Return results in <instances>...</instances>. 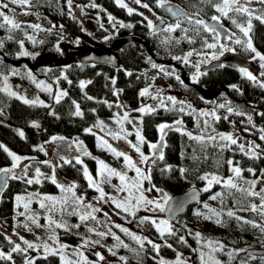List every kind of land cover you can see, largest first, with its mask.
<instances>
[{"label":"trees","instance_id":"16d2710c","mask_svg":"<svg viewBox=\"0 0 264 264\" xmlns=\"http://www.w3.org/2000/svg\"><path fill=\"white\" fill-rule=\"evenodd\" d=\"M172 3L181 5L191 16H195L199 13V17L210 18L212 15H216L215 9L211 6L207 0H170ZM7 3L8 0H3ZM213 3L217 2L212 0ZM95 3L97 7H91V4ZM125 3L134 9L133 13L129 15L126 8H121L116 4L115 0H72L71 10L67 5V0H32V6L30 8H22L16 5L9 4L8 9H0L9 15V9L14 8L16 13V19L21 22L22 26L29 35H34L37 39V43L33 45L26 39L23 32L15 30L11 34L14 36L13 41L5 40V47L0 49V73L9 74L12 69L18 71L17 77L24 83L34 89L45 98L47 106L31 103H24L17 97L9 96L5 92H0V144L9 148L12 151L21 153V155L27 156V160L21 162V168L24 165H28L27 178H32L35 175V169L40 168L43 176L40 177L41 183L28 185L22 179H10L7 187L0 191V249L2 251H10L12 244L8 242V234H11L14 225L13 215L16 210L17 195L28 194L33 192L34 194H52L62 193L50 179L45 177H51L53 174L56 177L57 182L64 179L70 183L77 185L76 189L79 195H86L91 197L95 193V189L88 187L86 178L83 175V169L80 164L76 163V159H70V164H65L63 160L54 161L49 160L46 156L45 150L40 151V147L44 145L46 141L50 140V137L61 136L69 140L71 137H84L87 141L89 148H95L97 136L91 133L85 132V129L93 127L97 124V121H101V117H112L118 111H122L125 108L131 110V114H135V117L139 118L141 126V134L144 137L145 143L143 149L146 150L149 143H158L160 138V132L158 131V125L169 124L175 127V121L182 119V127L187 131L193 133V135L202 134L204 129V121L207 119L211 127L207 129L203 134L207 135L212 132L214 127L217 130L233 133L239 137L238 143L245 144L247 148L250 142L260 145L258 151H262L261 158L249 159L247 156L240 153L236 145H232L231 149H220L218 142L216 144L206 143L201 145L194 140H190L187 135L175 130L165 129L166 135L163 143L166 145L162 151L164 154L163 160H157L154 165H151V185H155L156 188L163 190L170 196L183 192L191 187H204L206 181L201 180L199 177L204 174H215L219 177L227 179L232 175L227 160L231 159L234 162L238 161L239 166L244 169L242 175L243 179H238L237 183L243 188H248L249 185L244 181L254 180L261 177V171L264 170V141L260 140V129H264V89L255 86L251 81L243 78L238 70L231 67L215 68L204 72L200 76L199 81L193 84L182 85L175 79L176 75L181 76V72H191L192 69L187 68V64L181 61L172 59L173 56L186 55L192 51L193 55L197 53L203 54V52H209L212 49H206L203 47L204 39L207 38L208 42H213L212 37L208 33H204L201 30L199 36L194 31V25H190L187 20H184L181 24V28L176 29L175 32L167 33L161 31H155L150 29L147 24L148 21L144 17L152 20L151 17L159 13L162 14L161 8L156 6V0H141L142 4H148L149 8H143L141 5L135 4L134 0H125ZM25 11L30 12L29 15H24ZM142 13L143 15H141ZM107 14L111 15L115 19H119L124 24H131V28H121L119 24L116 26V35L126 34H141L146 40L152 50V55L147 53L141 44H129L124 48H120L116 51V58L119 64L117 66H111L94 63V62H82L81 60H72L62 62L66 59L71 52L79 49L96 48L98 46L105 47L108 44L110 31L102 23L101 19H106ZM231 15V14H230ZM26 16V17H24ZM196 18V17H195ZM238 22L243 23L244 17H236ZM230 23L231 20L227 19ZM2 22V21H0ZM28 24H40L43 29L53 28L52 32L39 31L34 32L32 28L26 27ZM232 24V23H231ZM254 26L251 34L254 36V40L257 45L264 50V24H260L258 21L254 22ZM103 25V27L101 26ZM233 25V24H232ZM62 26V27H61ZM166 27V26H165ZM188 28L187 33L181 29ZM155 32V35L153 34ZM9 33L5 29H0V39L7 37ZM186 37H191L193 43H189ZM167 44L162 41L169 39ZM24 40L25 50L31 54H38L37 56H48L56 59V65L53 67H40L32 68L27 67L25 62L31 64L35 59L32 55L29 56H17L20 51L18 43L15 41ZM43 41V43H39ZM179 41V43H177ZM57 45L59 50H57ZM238 51L241 53L249 52L244 51L240 45H236ZM158 65L164 66L168 71L173 72L172 76H165L158 69L151 68L148 63V59ZM14 59L21 60L18 66L11 65V61ZM177 66H183L181 69ZM31 72L35 76L36 81L38 79H46L52 84L54 89L58 88L60 91H66L67 96H64L59 103H56L53 99L54 93L49 94L38 88L36 83L27 77V72ZM131 72L132 75H127ZM64 77H67L65 79ZM115 80V84L112 81ZM71 81V83H69ZM81 81H91L86 83V86L81 89ZM3 81L0 79V87H2ZM231 85H237L240 91H236L231 88ZM149 88L151 95L141 97L139 93ZM215 88L222 89V94L227 101H231V106L243 111L247 115L252 116V123L247 121V115L237 116L235 114H228L225 109L216 108L218 104L214 100L203 98L199 91L200 89H207V92H215ZM163 91H175L178 96H174L177 101H185V112L181 113L177 110H165L158 104V100L152 99L157 103L155 106L157 110L152 113H140L137 111L140 106H145L149 101V97L159 94L161 97H168L161 95ZM242 93V94H241ZM92 97L93 99H88ZM189 100V101H188ZM75 101V104L73 103ZM106 102V103H105ZM187 102H192L191 108H188ZM222 101L221 103H224ZM169 109L173 106L170 102L165 100ZM78 104L83 116H76L75 105ZM111 105V107H109ZM120 105V107H117ZM181 105L178 103L175 108L178 109ZM208 111L215 109L217 115L221 116V120L216 122L212 117H202L198 113L200 111ZM195 110V111H193ZM192 113V114H188ZM228 115V119L223 117ZM142 120V123H141ZM197 120L200 121V126L197 127ZM33 124L38 125L34 127ZM255 125L253 127L252 125ZM245 128L248 131H245ZM23 132L24 136L21 137L19 132ZM59 148V147H58ZM43 161H49L48 164ZM92 162L91 160H89ZM12 163L11 157L7 155L3 149H0V164L1 166L9 165ZM24 163V164H23ZM170 165L172 170L170 172H161V169ZM147 172L149 171V165H147ZM55 167L56 172L52 168ZM21 168L18 169L17 175H22ZM180 168H184L187 171L181 175ZM252 168L255 170V176L252 173L246 171V169ZM17 170V169H16ZM261 187H264V183L258 184L256 190L259 191ZM231 192V195L228 192ZM224 192V201L221 202L219 198L220 207H216L218 212H221V219L224 221L221 240L226 245L223 253L217 252V257L222 264H241V261H246L247 264H262L260 257L264 255H256V259L249 257V250L253 247L247 248L248 251H240L238 255H235L234 259L229 261V257L226 255L228 251L246 249L245 238L263 239L259 229L253 228L249 224L243 223V221H237L235 218H229L226 213L232 209H246L250 204H260V200L257 197H249L246 193H241L235 189L225 190L220 184H213L208 192H203L202 199L199 203L191 206L185 213L180 214L171 223L173 224V230L176 232L175 236L165 235L161 238L156 229L149 223L143 225L139 224V218L136 221L137 226L143 230V232L150 237L154 242H161L160 249L165 255H176L177 252H183L188 254L192 260L191 264H200L197 258L196 252L193 249H197V242L195 241L196 223L201 222L204 219L202 216H197L195 213L200 211L207 214L208 209L204 208L205 199L212 196L214 193ZM162 193V192H161ZM213 205L212 203L209 204ZM214 206V205H213ZM213 206L211 208H213ZM76 205L73 202L72 197H68V203L65 206L66 210L58 215L57 221L66 224L71 230L65 231L63 228H56L58 237L66 239L68 242H76V240L82 237L88 236L95 238L103 245H111L113 242L111 235L101 237L96 233L89 232V228H93L97 221L89 218L86 222L78 223L77 215H69ZM80 209V208H79ZM215 209V208H214ZM84 211V210H83ZM86 211V210H85ZM257 214V213H256ZM257 223H261V217L257 214L254 218ZM80 224L79 228H74L72 225ZM185 225L187 227H185ZM191 230V234H189ZM183 236L187 243H181L179 237ZM171 245V248L166 245ZM134 249V251H130ZM120 251L128 260L136 262L137 264H156L152 259L151 253L153 251L147 249V247L140 248L133 240L129 244V248L119 247L116 248ZM137 253L139 255H137ZM15 260L4 261L0 260V264H15L23 263V256L20 253H13ZM35 264H61L60 257L48 255L47 259L44 256L36 257Z\"/></svg>","mask_w":264,"mask_h":264},{"label":"snow or ice","instance_id":"6c2138e0","mask_svg":"<svg viewBox=\"0 0 264 264\" xmlns=\"http://www.w3.org/2000/svg\"><path fill=\"white\" fill-rule=\"evenodd\" d=\"M116 4L119 5L121 8H126L129 15H131L134 11L133 8L129 7L126 3L125 0H115ZM203 2V0H202ZM208 3L211 4V6L215 9V12L218 13V15H212L210 17V21L208 22L204 20L203 18H195L199 17V13H196L195 16H189L186 14L182 9L176 8L173 9V7L170 4V0H156V6L160 8L166 9L168 13L171 14L172 17L175 18V23H170L161 31L167 32V33H172L175 32L176 29L181 28V24L184 20H187V22L190 25H194V31L197 36L201 34V30L204 33H208L211 35L213 42H208L207 38L204 39V44L203 47L206 49H217L219 46V55H223L224 51H235L234 48L229 47L226 44L220 43L221 38L226 39L227 41H230L232 44L235 45H240L244 51L253 53L254 55L252 56L253 60H258L260 64V68L264 69V54L260 53L257 51V49L254 47L252 38L250 33L252 32L253 29V20H258L261 24H264V0H217V2L213 3L212 0H207ZM135 4L141 5L143 8H149L148 4H142L141 0H134ZM253 3H258L262 7L260 9H255L251 7ZM9 4L11 5H16L22 8H30L32 6V0H8L7 3L3 2V0H0V9H8ZM67 5L69 9L71 10L72 7V0H67ZM91 7H97L95 3L91 4ZM151 11V9L149 8ZM9 11H12V15L6 14L4 11H0V29H5L9 35L3 39H0V49H3L5 47V40L7 41H13L15 38L11 34L15 30H20L23 32L24 36L28 41H30L33 45H35L38 41L34 35H29L27 31L25 30V27L22 26L21 22H19L17 19H15V13L12 9H9ZM24 15H29L31 14L28 11H25L23 13ZM143 15L142 13H140ZM231 14V15H230ZM236 17H244V22H238ZM109 21L112 22L115 20L114 17L109 15L108 17ZM145 20L148 21L147 26L150 29H153L155 26L153 24V21L148 19V17H144ZM223 19H229L231 20V23L239 30L240 33H242L243 39L240 36H237L235 32H231L229 30H226L223 25ZM119 24V27L124 28H131L133 25L131 24H124L123 22H117ZM161 23H163V20L161 18ZM103 27V25H101ZM115 27V24L113 25ZM26 27L32 28L34 32H39V31H47L49 33L52 32L53 28H55V25L52 26V28L49 29H43L40 24H28ZM62 27V26H61ZM183 32L187 33L189 31L188 28H183L181 29ZM155 35V32H153ZM188 39L189 43H193V39L191 37H186ZM169 39H166L162 41V43L167 44L169 42ZM18 43L20 47V51L17 53V56H29L32 55L33 58H35V55L38 54H31L27 50H25V41L24 40H18L15 41ZM39 43H43V41H39ZM179 43V41H177ZM57 50H59L58 45H57ZM193 55V52L190 51L183 57L181 56H173L172 59L182 61L184 64L190 63V57ZM199 55V53H197ZM212 59H218L219 56L217 55L216 52L212 53L211 56ZM204 61H200L199 63L195 64L194 67L196 69V72L192 76V81L198 82L200 75H203L204 73L200 72V63H203ZM0 63H2V59H0ZM148 63L151 65V68L153 69H158L161 73H163L165 76H172L174 75L173 72L168 71L164 66L158 65L155 62L151 60V57L148 59ZM221 67L223 65H220ZM239 72L241 76L248 81H251L255 86L264 89V71L259 73V76L254 75L251 71H249L245 67H240ZM18 71L16 69L11 70V75H18ZM127 75L131 76L132 73L128 72ZM27 77L31 79L34 83H36V86L38 88H41L42 90L49 92V94H52V88L51 85L46 84L44 81H36L35 76L32 75V73L29 71L27 72ZM67 79V77H64ZM0 79L3 81V87H0V92H5L9 96L12 97H17L19 99H22L24 103H41L43 104L42 101H29L28 99L24 97H18L17 93L12 91L10 86L8 85V75H4L3 73H0ZM175 79L179 81L182 85L184 82L180 79L179 75L175 76ZM71 83V81H69ZM86 83H91V81L85 82L81 81L80 82V88L83 89L86 86ZM113 84H115V80L112 81ZM231 88H233L236 91H240V89L237 87V85H231ZM242 94V93H241ZM139 95L141 97L144 96H149L151 95L149 88L143 89ZM67 96L66 91H59L55 95H53V99L55 100L56 103H59L60 100L64 97ZM88 99H93L92 97H87ZM152 99L158 100V104L160 107L165 108V110H177L181 113L185 112V101H177L175 97L168 96V97H161L159 94L155 96H151ZM165 100L171 103L173 106L171 109L168 108V106L165 103ZM75 104V101H73ZM106 103V102H105ZM180 104L181 106L176 109L175 105ZM47 106V105H44ZM111 107V105H109ZM117 107H120V105H117ZM188 108H191V105H187ZM75 115L76 116H83V113L80 110V107L78 104L75 105ZM216 108L219 109H225L228 114H235L237 116H245L247 115L243 111H240L234 107L231 106V101L225 100L224 103H219L216 105ZM157 110L156 106H142L137 111L140 113H152ZM195 111V110H193ZM192 114V113H188ZM199 116L202 117H212L216 122H219L221 120V116L217 115L216 110H210V111H200L198 113ZM260 115H264V113H261ZM223 119L227 120L228 115H225ZM247 121L249 124L252 123V116L247 115ZM114 122L120 126V131L119 132H109L108 134L113 137V139H127V135H131L132 133L128 132L127 129L123 127L125 122L128 123H133L129 119V114L125 112L123 116H120L119 114H116L114 116ZM142 123V120H141ZM183 121L182 119H178L175 121V127L173 125L169 124H160L158 125V131L160 132V138L158 143H149V148L152 150L151 155H145L144 152L142 151L141 146L145 143L144 137L141 134V130L139 128L136 129L135 135H136V140L137 143L133 144L131 141H127V143L135 150V152L139 155L138 160H133V158L128 155L124 151L117 150L114 148L107 140H105L103 137H97L99 143L98 147H101L102 149L110 152L114 157L117 159L123 158L124 162V168L127 170H131L135 172V177L129 178L127 175V171L121 172L118 171L115 168L110 167L109 165L105 164L104 161L98 160L97 163L100 165V168L98 170L97 175L100 177V180L97 181L96 179L93 178V176L89 173L87 167L85 166L83 169V175L86 178L88 182V187L94 188L98 193L99 196L95 199H98L99 201H105V197L107 196V199L112 201L116 208L122 210L124 213L130 215L133 217V219H136V213L141 210L142 208L146 211H152L153 213L155 212H169L170 218L174 217L176 211H180L183 208V202H181L179 205H177L175 208L172 206L171 202L173 198L166 192H163L161 189L155 188V185H152L148 189H143V181L147 180L151 182V165H154L157 160H163L164 159V154H163V147L166 145L163 143L164 137L166 135L165 129L168 130H175L178 132H181L182 134H185L188 136L190 140H194L197 143L204 145L206 143H213L216 144L218 142V146L220 149H231L232 145H236L243 155L247 156L249 159H259L261 158L262 151H258L260 149L259 144H255L254 142H250L247 146L245 147V144L243 143H238L239 137L234 135L233 133H222V132H216L215 128H212V132L208 133L207 135L203 134V132H206L211 125L209 124L208 120L206 119L204 121V129L202 130V134L200 135H193L192 132L187 131L182 127ZM34 127H38V125L33 124ZM135 127V125H133ZM200 126V121L197 120V127ZM255 127V125H252ZM93 127H99L101 131L104 130L106 125H104L103 121H97L96 125H93ZM245 131H248L247 128H245ZM85 132L91 133L95 135L92 131V127L85 129ZM261 135H260V140L264 141V129H260ZM121 133H124V135H121ZM19 135L21 137L24 136V133L21 131L19 132ZM65 138L64 137H52L53 141L60 140L63 141ZM73 143L77 144V147L80 148L82 147V142L79 141H73ZM68 147L71 149L72 144H68ZM0 149H3L4 152L7 153L9 157H11V167L8 168H0V174L3 176L2 183L4 187H7V182L9 179H22L24 182L28 185H32L33 183L40 184L41 179L40 177L43 176V173H41V170L39 167L35 169V175L32 178H27V169L28 165H24L23 168H21V162L24 159H27L25 157H21L19 155H16L15 153L11 152L7 147L4 145L0 144ZM40 151H43V147H40ZM84 155H91L90 153L87 152V150L83 151ZM61 160L65 164H70L71 160L70 159H65L63 156L60 157ZM76 163L81 164L82 161L80 160L79 157H76ZM95 159V158H94ZM43 163L48 164L49 161H43ZM226 163L229 165L230 172L232 173L231 176H229L227 179H224L222 177H219L215 174H204L200 176L199 178L203 181H206V186L202 189L203 192H208L213 184H220L225 190H231L235 189L238 192L241 193H246L247 196L249 197H257L260 200V204L257 205L255 203L250 204L248 210L257 213L261 217V223H257L255 220L251 219H244L240 216H237L236 213L233 210H228L226 215L229 218H235L237 221H243L245 224L251 225L253 228L259 229V231L264 234V187H261L259 191L256 190V186L258 184L264 183V170L261 171V177L258 179H254L251 181L245 180L244 182L249 185L248 188H243L240 186V184L237 183L238 179H243V171L239 166V162L236 161L234 162L233 160L229 159L226 161ZM141 165H149V171L145 172L144 169L141 167ZM17 168H21L22 175H17V173L14 171ZM172 170V167L170 165L165 166L164 168L161 169V172H170ZM187 170L184 168H180L179 172L183 176V174ZM249 173H252L255 176V170L252 168L246 169ZM113 177H117L120 181L119 185H113V187L118 191V192H126L127 195L122 199L118 200L110 195H108L104 189L101 187L102 183H111V179ZM51 180L53 184L56 185L57 188L61 190L62 193H70L71 197L73 199V202L77 207L73 208L72 212L69 213V215H77L79 217V220L81 223L86 222L89 218L95 220L96 216L94 213L101 211L100 208L93 206L91 203H85V198L83 196H77L75 189L77 187L76 184H71L68 186H65L63 184H60L57 182L55 175L53 174L51 177H45ZM155 189L158 192H162V196L160 199H149L145 195V191H152ZM2 191V190H0ZM229 195H231V192H228ZM33 196L38 197L36 199V202L39 203V206L41 209L46 210V215L44 216V219L46 221L45 225L39 224V215L35 213L30 212V205L33 203ZM224 192H217L214 193L212 196L209 197L211 200H216L218 198L221 199V202L223 203L224 201ZM198 193H193L190 197L191 200H197ZM17 208H19L22 204L24 211L18 212V216H24L25 221L23 223V227L27 231H32V228L30 227L28 222H31L32 225H35L36 227L40 228H46L50 229L51 233L48 236V240L52 241V244L50 245L48 241H42L41 243L37 244L35 242L28 241L24 239V237H20V240L23 241V245L26 247H22L20 243H15L11 240V238H8V242L12 244V248L9 252H4L0 250V260L4 261H12L13 260V253H20V254H25L28 252V250H39L42 249L43 252L45 253L44 258L47 259L48 255L52 256H57L59 255L61 264H92V262L88 261L87 258L83 255V252L75 251L74 254L78 255L80 257L79 260L77 261H72L70 259H66V257L63 254V250L66 249L68 246L61 244L59 241L58 234H56L55 229L52 228L53 225H55V228H63L65 231H70L71 229L64 223L57 222L52 218L51 213L54 211H59L63 213L66 208L65 206L68 203V198L61 197L57 198L55 196H40L38 193L37 194H29L27 196H22V195H17L15 197ZM50 202V203H46ZM57 204H60L61 207L57 209ZM85 208V209H90L91 211H85L81 213L79 211V208ZM204 208L208 209L207 214L202 213L200 211H197L195 215L197 216H202L205 220H211L217 225L223 226L224 221L221 219V212H218L214 208H210L207 203L204 204ZM107 215V213H105ZM145 223H149L152 226L155 227L156 231L160 234L161 238H163L166 234L170 236H175L176 232L173 230V225L170 223V219H164V220H159L149 217V216H144L139 218V224L143 225ZM81 225L80 224H75L72 225L74 228H79ZM115 227L119 228L121 232L125 233L131 240H133L136 244L140 246L141 249H143L145 242L150 244L152 249L159 254V249L160 245L153 243L151 240H148L147 237H142L141 235H137L136 233L131 232L128 228H125L119 224H116ZM185 227H187L185 225ZM89 232L95 231L93 228L88 229ZM189 234H191V230H189ZM18 235V234H17ZM97 235L101 237H105L107 235H111L113 239L116 241V244L114 245L115 248L119 247H124V248H129V245L124 243L123 240H121L120 236L116 235L111 231L109 228L107 232H97ZM195 238L198 243L201 244L200 249H193L194 252H198L199 259H200V264H222V262L217 259L215 256V253L221 252L223 253L225 251V245L219 241H214L212 239H207L205 240L200 232H196ZM40 237H37V240H39ZM179 241L181 243H187L185 238L183 236L179 237ZM89 243H99V241H89L85 240L83 246H87ZM53 245H56L55 247ZM167 247L171 248V245H166ZM207 248L208 251L205 252L203 249ZM109 251L112 252V255H116L115 251H112V249H109ZM130 251H134V249H130ZM240 251H248L247 249H239V250H232L228 251L226 255L229 257V261L234 259L235 255H238ZM249 257L251 259H256V255L253 252H249ZM137 255H139L137 253ZM97 256L99 260H103L104 257L97 253ZM262 264H264V257H260ZM121 261H124L125 264H127V258L121 256L120 257ZM25 264H35V260L32 258H25ZM158 264H188L187 260L182 258V253H177L176 260L175 261H165L163 258H161L158 261ZM241 264H247L246 261H241Z\"/></svg>","mask_w":264,"mask_h":264},{"label":"rangeland","instance_id":"374dc122","mask_svg":"<svg viewBox=\"0 0 264 264\" xmlns=\"http://www.w3.org/2000/svg\"><path fill=\"white\" fill-rule=\"evenodd\" d=\"M217 1V0H216ZM251 7H262L260 4L258 3H253L251 5ZM12 10L15 13V9L12 8ZM13 12L10 11L9 15H12ZM218 15V13L216 14ZM16 13H15V19L16 17ZM26 17V16H24ZM109 14H107V18L106 19H101V21H103V25L108 28V30L110 31V36L113 37L116 35L117 31H116V26L118 25L117 22H120V20L117 18L114 21L110 22L109 19ZM164 18V15L159 13L158 14V18L155 17H151L153 23L155 22V20H158L159 18ZM115 24V27L113 26ZM230 24V23H229ZM227 25V24H226ZM228 26V25H227ZM165 27V25H164ZM229 31L231 32H235L237 36H240L243 39L242 33L239 32V30L234 27V25L231 24V27L228 26ZM220 43L226 44L228 46H231L232 48H234V44H232L230 41H227L224 38H221ZM218 49V48H217ZM217 51V50H216ZM86 49H79L77 48L76 51L71 52V55H68L66 59H63L62 62H65L68 60L72 61V60H77L83 56L86 55ZM215 52V49H212L211 51L207 52L209 55H205L202 57L201 60L191 57L190 59L195 60L196 64L197 62L199 63L200 61H204L203 63H200V65H203L204 63H208L209 61L213 60L211 58L212 53ZM218 56L219 55V52ZM260 53L264 54V50L260 51ZM198 60V61H197ZM182 62V61H181ZM25 64L27 65V67H29L30 69L32 68H40V67H53L56 65V59L55 58H51V57H44V56H37L35 57V59L31 62V64L27 63V61L25 62ZM253 66L254 68L249 70L248 67L247 68L249 71H251L254 75L259 71L260 72V64L258 60H253ZM5 75H8L9 79H8V85L10 86L11 90L17 93L18 97H24L26 99H28L29 101H42L43 104L38 103L39 105H46L47 101L45 100L44 97H42L39 92L30 87L28 85V83H24L20 80L19 77H17V75H11V73L7 74L5 73ZM180 78H182V74L180 76ZM37 81H44L46 84L51 85L52 88V92L54 93V95L60 91V89H54V87L52 86V84L49 82V80H46L44 78L42 79H38ZM4 85L2 84V87ZM216 91V90H215ZM215 93V92H213ZM210 94V93H209ZM212 94V93H211ZM161 95H165V96H178L179 94H177L175 91H168L165 93V91H163V93ZM225 97L223 95H221L219 98L216 97V99L214 98L215 101L219 103H221L222 101H225L224 99ZM21 101H23L22 99H20ZM149 101L147 102V104L145 106H155L157 103H155L154 101H151L152 98L149 97L148 99ZM189 101V100H188ZM24 102V101H23ZM188 104L192 103V102H187ZM37 104V103H35ZM191 105V104H190ZM144 106V105H143ZM142 107V106H140ZM139 107V108H140ZM204 109L206 111H208L207 107ZM131 110H128V108L123 109L122 111H118L116 114H119L120 116H123V114L125 112H127L129 114V119L133 122V123H128L125 122L123 127L125 129H127L128 132L132 133L131 135H127V139H113V137L111 135H109V132H119L120 131V126L117 125L114 122V115L112 117H108V118H103L101 117V121L104 122V125H106V127L104 128L103 131H101V129L99 127H92V131L93 133H95V135L97 137H103L105 140H107L114 148H116L117 150L120 151H124L126 152L128 155H130L133 160H138L139 159V155L135 152V150L127 143V141H131L133 144L137 143L136 140V129L139 128L141 130V124H140V120L139 118L135 117V114H131L130 113ZM115 114V115H116ZM0 118H2V115L0 114ZM135 125V127L133 126ZM217 132H222V133H229L228 132H223V131H219L217 130ZM121 135H124V133H121ZM53 137H59V136H53ZM61 137V136H60ZM73 141H79L82 142V147L78 148L76 143H73ZM87 141L84 140V137H71L69 140H66V142L64 141H60V140H56L53 141L52 137H50L49 141H46L43 145V149L45 150L46 156L49 160H53V164L54 161H59L61 160L60 157L63 156L65 159L66 158H76L79 157L80 160L82 161V163L80 164L82 169H84V167L86 166L89 173L93 176L94 179H96L97 181L100 180V177L97 175L98 170L100 168V165L97 163L98 160H102L104 161L105 164L109 165L112 168L117 169L118 171L124 172L127 171V175L129 178L135 177V172L131 171V170H127L124 168V162H123V158H119L117 159L116 157H114L110 152L102 149L101 147H98V139H96V145L95 148H89L87 143ZM72 144V148L70 149L68 147V144ZM59 147V148H58ZM144 145L141 146L142 151L144 152L145 155H151L152 150L149 148V146L147 147L146 150L143 149ZM9 149V148H8ZM10 150V149H9ZM87 150L88 153H90L91 155H84L83 151ZM11 152L15 153L16 155H19L21 157H25L27 158V156L21 155V153H17L15 151L10 150ZM95 158V159H94ZM28 159V158H27ZM27 159H24L22 161H25ZM89 160H91L92 162H90ZM76 161V160H75ZM12 163H9V165H4L1 166L0 164V168H8L11 167ZM24 164V163H23ZM141 167L144 169L145 172H147V165H141ZM17 170L15 169L14 171L17 173ZM52 170H54V173L56 172L55 167L52 168ZM60 184H63L65 186L71 185L72 183H70L69 181H65L64 179L59 180ZM88 183V182H87ZM120 181L117 177H113L111 179V183H102L101 187L104 189V191L118 199V200H122L127 193L126 192H118L113 185H119ZM152 185L147 181H143V189H148L150 188ZM201 190L205 187H201ZM156 188V187H155ZM94 189V188H92ZM158 189V188H157ZM75 192H77V190H75ZM29 194H34L33 192L28 193V194H23L21 193L22 196H27ZM66 195H61L60 193H52V194H39L40 196H44V195H48V196H55L57 198H61V197H71L70 193H65ZM77 196H83L85 198V203H91L93 206L98 207L101 209V211L94 213V215L96 216L95 221H97V224L93 227V229H95V231H93V233L96 232H107L108 229L110 228L111 231L113 233H115L116 235L120 236L121 240L124 241V243L126 244H130L131 243V239L123 232L120 231L119 228L115 227L116 224H119L125 228H128L131 232L136 233L137 235H141L142 237H147L148 240H151L153 243L156 244H161V242L157 241L154 242L152 239H150V237H148L142 229H140L139 226H137L136 221L138 220V218L140 217H144V216H149V217H153L155 219H157V221L159 220H164L166 219L164 217V212H155L153 213L152 211H146L143 208L141 210H139L136 213V219H133L132 216L124 213L122 210L116 208L115 204L107 199V196L105 197V201H99L98 199H95L99 196V193L97 191H95L94 195L91 197H87L85 194L84 195H79L78 193H76ZM145 195L149 198V199H160V197L162 196L161 192L156 191L155 189H153L152 191L148 192L145 191ZM36 199H38V197L33 196V203L30 205V212L31 213H35L38 214L40 219H39V224L41 225H45L46 221L44 219V216L46 215V210L45 209H41L39 206V203L36 202ZM205 203H207L208 205L210 203H212L213 205H210L209 207L211 208L213 206V208L216 209V207H220L221 204L219 203V198L216 200H211L208 198L205 199ZM46 203H50V202H46ZM75 204V203H74ZM57 209H59L61 207L60 204H57ZM77 207V205H76ZM84 210V211H83ZM86 211H91L90 209H85V208H80L79 211L81 213ZM237 216H240L244 219H251V220H255L254 218L257 217L256 213H253L251 211L248 210V208L244 209H234V207H232V209ZM24 211L23 206L21 204V206L19 208H17L16 205V210H15V215H13V220H14V225L11 231V234L9 233L8 236L9 238H11V240L15 243H20L22 247H26L25 245H23V241L20 240V237H24V239L31 241V242H35L37 244L41 243L42 241H48V243L51 245L52 241L48 240V236L51 233L50 229H46V228H40V227H36L35 225H32L31 222H28L30 227L32 228V231H27L24 227H23V223L25 221V217L24 216H18L17 213L18 212H22ZM105 213H107V215H105ZM60 214L59 211H54L53 213H51L52 218L54 220L57 219L58 215ZM57 221V220H56ZM58 222V221H57ZM76 222H80L79 217L77 216V221ZM171 223V222H170ZM172 225L174 223H171ZM196 225L198 226L196 228V232H200L202 237L207 240V239H212L214 241H219L221 243L224 244V242L221 240L222 238V230H221V226L217 225L216 223H214L211 220H205L202 219L201 222L196 223ZM154 227V226H153ZM53 229H55L56 232V228L55 225L52 226ZM155 228V227H154ZM18 234V235H17ZM56 234H58L56 232ZM195 234V233H194ZM37 237H40L39 240H37ZM111 239L113 240L112 243H110L111 245H103L99 243H89L87 246H83L84 245V241L87 239L89 241H96L95 238H92L90 236H88V234L86 236H84V238L82 237L79 240H76V242H68L66 239H61L59 238V241L61 244L67 245L68 247L66 249L63 250V254L66 257V259H70L72 261H77L80 259V257L75 253V251H79V252H83V255L87 258L88 261L92 262V264H125L124 261L120 260V257L123 256L125 257L122 253H120V251H117L116 248L114 247V245L116 244V241L113 239L112 236ZM195 241L197 242V240L195 239ZM245 242H246V246H244V248H250V247H257V248H264V240L263 239H257L256 237L254 238H245ZM225 245V244H224ZM54 247L56 245H53ZM145 247H147V249H151L153 251V253H151V257L153 260H155L156 264H158V261L163 258L165 261H175L176 260V255H165L162 253L161 249H159V254H157V252H155L151 245L146 243L144 244ZM226 246V245H225ZM201 248V244L197 242V249ZM109 249H112V251L116 252V255H112V252L109 251ZM2 250V249H0ZM205 252L208 251L207 248L203 249ZM4 251V250H3ZM4 252H9V251H4ZM97 253H99L100 255H102L104 257L103 260H99ZM177 253H182V258L186 259L188 264H191V260L192 258L188 255V254H184L182 251L181 252H177ZM197 254V258L199 259V255L198 252H196ZM217 253H215V256ZM23 258V263H19V264H25V258H32L35 260L36 257H40V256H45V253L43 252L42 249L39 250H28L27 253L22 254ZM59 256V255H58ZM13 259L15 260V256H13ZM217 259H219L217 257ZM61 261V260H60ZM200 263V259L198 260ZM12 264H15V262H13ZM127 264H137L136 262H132L130 260L127 259ZM141 264V263H140Z\"/></svg>","mask_w":264,"mask_h":264},{"label":"water","instance_id":"95a60500","mask_svg":"<svg viewBox=\"0 0 264 264\" xmlns=\"http://www.w3.org/2000/svg\"><path fill=\"white\" fill-rule=\"evenodd\" d=\"M171 6L173 7V9L179 8L182 9L186 14H188L189 16H191V14H189L185 9H183V7L180 5H177L175 3H172L170 1ZM160 8V7H159ZM161 12L163 13V15L165 16V18H162L163 23H161V17L158 20H155L154 24V30L155 31H160V29L164 28V25L167 24V22L175 21V18L171 16L170 13H168L166 11V9L161 8L160 9ZM169 20H168V19ZM198 18V17H196ZM211 22V21H208ZM149 41L146 40L144 37L141 36V34L137 35V34H126V35H118L113 37L111 40L109 39L108 44L105 47H96V48H89L87 47V54L83 55L80 60L82 62H94V63H101V64H105V65H111V66H117L119 64V62L117 61L116 58V51H118L120 48H124L126 46H128L129 44H141L142 47L147 50L150 55H152V50L151 47L148 43ZM1 53V51H0ZM21 60H17L14 59L13 61H11V65L13 66H18L20 64ZM227 63V64H232V65H237V67H249V61L246 58V56L241 55L240 53H238L237 51L231 52H224L223 55H221V58L216 60L214 59L213 61H211L210 63H208L207 65L205 64L203 69L209 70V69H213L214 66H219L221 63ZM187 74L185 73V71H183L182 73V79H186ZM220 90L222 89H217L215 91V93H210L207 92V89H200L199 93L200 95L205 99H211L213 97H215L217 92H220ZM3 180V176L2 174H0V190H4L5 187L2 183ZM10 180V179H9ZM8 180V181H9ZM8 185V182H7ZM1 191V192H2ZM193 193H198V197L197 200H191L190 197ZM203 195V191L201 190L200 187H189L187 190L183 191V192H178L177 194L172 195L171 197L173 198L171 204L172 206L175 208L177 205H179L181 202H183V208L180 211H176L174 217L170 218V214L169 212L165 211L164 212V217L166 219H170V221L172 222L174 219L177 218V216H179L180 214L182 215L183 213H185L187 211L188 208H190L191 206L196 205L197 203L200 202V200L202 199ZM250 252H253L256 255H264V248H257L254 247L252 249L249 250Z\"/></svg>","mask_w":264,"mask_h":264},{"label":"flooded vegetation","instance_id":"af4514ba","mask_svg":"<svg viewBox=\"0 0 264 264\" xmlns=\"http://www.w3.org/2000/svg\"><path fill=\"white\" fill-rule=\"evenodd\" d=\"M253 8H255V9H260V7H253ZM163 14V13H162ZM215 15V14H214ZM153 17H155V18H158V16L157 15H154ZM163 18V17H162ZM164 18H165V16H164ZM201 18H203L204 20H206V21H210V18H204V17H201ZM168 19V18H167ZM169 20V19H168ZM255 21H258V20H253L252 21V23H253V26L255 25L254 24V22ZM259 22V21H258ZM170 23H175V21H170V22H167V24L165 25V26H167L168 24H170ZM230 22L227 20V19H223V25H224V28L226 29V30H229L228 29V26H230L231 27V23L229 24ZM260 23V22H259ZM228 26H227V25ZM261 24V23H260ZM235 27V26H234ZM250 35H251V38H252V42H253V45H254V47L257 49V51H262V49L260 48V46L259 45H257V43L255 42V40H254V36L250 33ZM234 49H235V51H237L238 53H240L241 55H243V56H246V58L248 59V61H249V67L248 66H246V67H248V69L249 70H251V69H253L254 68V66H253V59H252V56L254 55L253 53H249V55L247 54V53H241L240 51H238V49L236 48L237 46L234 44ZM229 47H231V46H229ZM217 50V51H216ZM220 51V49H219V46H218V49H215V52L217 53V52H219ZM226 52H228L227 50H225ZM224 51V52H225ZM231 52H234V51H231ZM204 54L205 55H209L207 52L205 53V52H203V54H200V55H196V56H194V58H197V59H199V60H201L202 59V57L204 56ZM217 55H218V53H217ZM184 56V55H183ZM191 57H193V56H191ZM190 57V58H191ZM189 58V59H190ZM221 58V55L219 56V58L218 59H220ZM218 59H216V60H218ZM214 60V59H213ZM213 60H211V61H213ZM198 61V60H197ZM211 61H209L208 63H210ZM183 63V62H182ZM198 63V62H197ZM207 63V64H208ZM196 64V61L195 60H193L192 61V59H190V63H188L187 64V68H190V69H192V71L191 72H185L186 74H187V77H186V79L184 78V79H182V80H184V82L186 83V84H193L194 82L192 81V76H193V74L196 72V69H195V67H194V65ZM206 63H204L203 65H200V72L201 73H204L205 72V70L206 69H203V67H204V65H205ZM206 64V65H207ZM220 65H223L222 67L220 66ZM219 66H214L215 68H217V69H219V68H225V66L226 67H231L232 69L233 68H235L236 67V69L238 70L240 67H237V65H232V64H227L226 62L225 63H221ZM178 67H180L181 69L183 68V66H177V68ZM214 69V68H213ZM209 70H212V69H209ZM183 71H185V70H183ZM206 71H208V70H206ZM262 71H264V69H260V72H262ZM238 72H239V70H238ZM259 71L255 74V75H257V76H259V73H260ZM183 72H181V74H182ZM240 73V72H239ZM201 76V75H200ZM216 90H217V88H215ZM222 90H220V92H221ZM220 92H217L216 93V95H215V99H216V97L217 98H219L222 94H220Z\"/></svg>","mask_w":264,"mask_h":264}]
</instances>
